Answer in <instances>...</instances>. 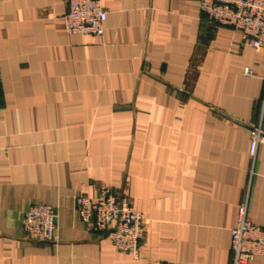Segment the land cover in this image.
Masks as SVG:
<instances>
[{"label": "crops", "instance_id": "crops-1", "mask_svg": "<svg viewBox=\"0 0 264 264\" xmlns=\"http://www.w3.org/2000/svg\"><path fill=\"white\" fill-rule=\"evenodd\" d=\"M101 2L96 37L67 34L69 0H0V264H231L249 186L264 228V51L200 0ZM107 189L146 220L139 261L79 217ZM40 204L51 242L23 228Z\"/></svg>", "mask_w": 264, "mask_h": 264}, {"label": "built area", "instance_id": "built-area-1", "mask_svg": "<svg viewBox=\"0 0 264 264\" xmlns=\"http://www.w3.org/2000/svg\"><path fill=\"white\" fill-rule=\"evenodd\" d=\"M200 9L214 24L241 32L245 42L257 51H264V0H200ZM106 21L107 12L101 0H69L64 18L67 34L102 37ZM244 73L252 75L249 68ZM260 111L259 122L250 130L251 178L255 175L258 150L264 147V90ZM249 198L250 186L231 231V264H251L264 258V228L248 219ZM76 209L82 222L93 225L96 232L106 233L119 252L134 261L140 260L146 220L133 209L128 198L107 189L97 199L78 196ZM56 227L54 209L43 204L32 206L23 221L25 233L36 242H51Z\"/></svg>", "mask_w": 264, "mask_h": 264}]
</instances>
